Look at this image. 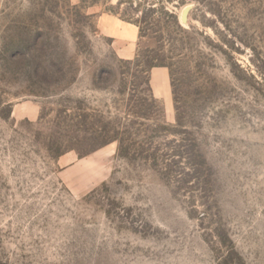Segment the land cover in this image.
Instances as JSON below:
<instances>
[{"label":"rangeland","instance_id":"1","mask_svg":"<svg viewBox=\"0 0 264 264\" xmlns=\"http://www.w3.org/2000/svg\"><path fill=\"white\" fill-rule=\"evenodd\" d=\"M0 264H264V0H0Z\"/></svg>","mask_w":264,"mask_h":264},{"label":"crops","instance_id":"2","mask_svg":"<svg viewBox=\"0 0 264 264\" xmlns=\"http://www.w3.org/2000/svg\"><path fill=\"white\" fill-rule=\"evenodd\" d=\"M100 32L113 39L115 49L125 58H132L139 40V28L135 24L122 21L111 13H101L98 18ZM153 95L166 101L171 107L172 94L170 87V71L164 66H156L152 70ZM31 108L26 104L15 105V116H28Z\"/></svg>","mask_w":264,"mask_h":264},{"label":"trees","instance_id":"3","mask_svg":"<svg viewBox=\"0 0 264 264\" xmlns=\"http://www.w3.org/2000/svg\"><path fill=\"white\" fill-rule=\"evenodd\" d=\"M151 67H156V65L150 64ZM158 66V65H157ZM161 66V65H160Z\"/></svg>","mask_w":264,"mask_h":264}]
</instances>
